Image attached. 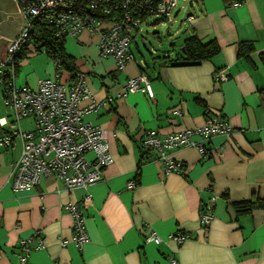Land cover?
I'll return each instance as SVG.
<instances>
[{"label":"crops","instance_id":"crops-1","mask_svg":"<svg viewBox=\"0 0 264 264\" xmlns=\"http://www.w3.org/2000/svg\"><path fill=\"white\" fill-rule=\"evenodd\" d=\"M188 9L182 42L196 36L219 47L218 54L197 65L178 55L181 42L178 51L164 57L146 59L133 51L135 59L119 72L114 60L99 56L94 35L83 32L64 40L65 54L94 98L114 97L112 104L84 116L107 131L113 163L87 189L65 190L50 178L14 193L9 173L22 142L0 147V264H19V241L35 232L44 248L32 251L27 264H168L169 257L177 264H264V207L238 213L231 206L253 198L264 203V0H196ZM24 25L15 2L0 0V60ZM241 43L252 50L240 56ZM32 49L29 45L19 61L17 85L34 89L53 77L55 67L43 49ZM141 74L151 98L125 93L128 80ZM62 80L70 83L71 73L63 69ZM1 105L0 90V118L9 119ZM206 118L227 122L233 132L213 137L206 159L193 148L168 151L183 165V174H165L158 154L140 149L148 131L163 138L199 127ZM21 128L31 131L33 124L24 120ZM5 132L0 128V137ZM212 199L213 218L205 231L199 214ZM68 202L79 203L86 217L90 241L82 250L69 241L71 218L62 209ZM148 232L162 243H146ZM174 233L190 237L178 245L168 240Z\"/></svg>","mask_w":264,"mask_h":264},{"label":"built area","instance_id":"built-area-1","mask_svg":"<svg viewBox=\"0 0 264 264\" xmlns=\"http://www.w3.org/2000/svg\"><path fill=\"white\" fill-rule=\"evenodd\" d=\"M13 1L25 25L18 36L8 42L0 60L2 105L9 114V119L0 118V128L6 130L0 137V147L9 149L16 139L22 142L20 156L11 164L10 187L14 193L29 191L44 180L53 178L61 182L65 190L87 189L101 180L102 171L113 163V158L109 151L107 131L86 122L84 116L112 104L114 97L97 101L84 75L78 72L70 83L64 82L60 62L55 58L52 59L55 66L53 77L39 81L34 89L18 86L17 60L29 43L33 25L38 24L56 38L64 40L74 39L83 32L94 35L99 56L114 60L117 71L123 72L125 66L135 59L131 45L134 43L137 48L135 38L142 37V25H148L149 19H154L153 24L162 21L170 23L184 6H179V0ZM181 1L188 4V8L196 3V0ZM179 7L180 10H177ZM186 20L191 21L192 17L187 16ZM149 53L153 55L155 50L151 49ZM215 79L220 81L224 78L215 75ZM138 92L153 97L150 84L143 74L129 79L125 87V93ZM84 102L87 105L81 106ZM24 120L32 122L31 131L21 128ZM232 132L227 122L206 118L199 127L163 138L148 131L140 142V149L146 153L156 152L165 174H183V165L169 156L168 151L193 148L206 159L212 155V150L208 148L210 140L215 136L228 137ZM88 154H92L93 158L88 159ZM134 187V182L128 184L129 189ZM88 199L89 195L85 201ZM213 203L212 199L199 214V222L205 231L213 218ZM62 209L71 218L69 241L82 250L90 241L83 208L79 203L68 202ZM189 237L186 233H174L168 236V240L181 245ZM33 241L35 245H32ZM145 242L159 246L162 240L156 233L148 232ZM66 244L62 243L63 246ZM43 248L39 232H35L33 237L21 239L16 253L19 264H27L29 254ZM166 261L177 264L171 257Z\"/></svg>","mask_w":264,"mask_h":264},{"label":"trees","instance_id":"trees-1","mask_svg":"<svg viewBox=\"0 0 264 264\" xmlns=\"http://www.w3.org/2000/svg\"><path fill=\"white\" fill-rule=\"evenodd\" d=\"M32 44L34 52H40L42 49L51 59H58L60 62L61 69L69 71L72 75V79L75 76L76 68L73 64V60L65 54L64 51V39H59L49 33L46 29L38 24H34L29 34V43L22 50L17 62L24 57L27 47ZM184 52L178 51V55L183 57V61L190 65H197L203 61L210 60L213 56L218 54L219 47L217 43L212 40L207 43H203L196 36L185 38L182 42ZM252 50L250 44L241 43L239 45V54L245 55L247 52ZM264 61V56H263ZM232 208L238 213L250 212L253 209L264 207L263 202L259 200L251 199L240 202H233Z\"/></svg>","mask_w":264,"mask_h":264},{"label":"rangeland","instance_id":"rangeland-1","mask_svg":"<svg viewBox=\"0 0 264 264\" xmlns=\"http://www.w3.org/2000/svg\"><path fill=\"white\" fill-rule=\"evenodd\" d=\"M183 5L184 8L180 10V7L177 10H180L177 13L176 17L172 19L170 23L168 22H159L157 24H153L154 19L147 20L148 25H142V29L144 33L141 35L142 37H136L135 43H137V49L134 43L131 45L132 50L137 54L140 52L146 59H150V50H155L156 57H164V54L171 55L174 53L172 49H179V45L182 42L183 32L186 30V21L185 16L188 12V4H184L181 0H179V6ZM176 11L172 14L175 15ZM73 39L67 38L66 40ZM170 42L174 46H170ZM33 48V45L30 44V49ZM33 50V49H32ZM178 51V50H177ZM47 56V55H46ZM55 66H53L54 69ZM17 81V77H16ZM3 107V105H1Z\"/></svg>","mask_w":264,"mask_h":264},{"label":"water","instance_id":"water-1","mask_svg":"<svg viewBox=\"0 0 264 264\" xmlns=\"http://www.w3.org/2000/svg\"><path fill=\"white\" fill-rule=\"evenodd\" d=\"M181 53H183L184 52V50H183V48H180V50H179Z\"/></svg>","mask_w":264,"mask_h":264}]
</instances>
